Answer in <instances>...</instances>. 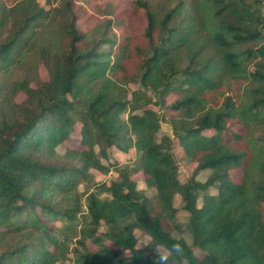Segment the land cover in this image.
<instances>
[{
    "label": "trees",
    "instance_id": "obj_1",
    "mask_svg": "<svg viewBox=\"0 0 264 264\" xmlns=\"http://www.w3.org/2000/svg\"><path fill=\"white\" fill-rule=\"evenodd\" d=\"M81 1L90 0L53 9L0 0V72L33 53L47 75L14 82L0 115V264H157L156 248L168 255L174 243L188 264H264L262 0H174L165 9L135 0L140 17L124 10L86 30ZM76 130L78 147L66 148ZM174 144L194 164L183 182ZM113 150L134 158L103 165ZM110 168L115 179L90 180L88 170ZM179 210L190 245L177 236ZM135 230L150 238L144 248ZM13 233L24 238L7 239Z\"/></svg>",
    "mask_w": 264,
    "mask_h": 264
},
{
    "label": "rangeland",
    "instance_id": "obj_2",
    "mask_svg": "<svg viewBox=\"0 0 264 264\" xmlns=\"http://www.w3.org/2000/svg\"><path fill=\"white\" fill-rule=\"evenodd\" d=\"M17 0H6L8 4L13 3ZM134 1L135 0H90L89 2L81 1L80 4L82 5V11L85 16L82 17V19L79 22V28L81 30H86L87 24H95L97 19H104V18H112L116 16L118 13L126 10L127 13L133 12L132 14L134 17L136 14L140 17V10L136 9L134 7ZM148 2L152 8L157 9L160 8H167L169 7L174 0H141ZM38 4L43 5L46 9H53L60 0H37ZM262 3L264 4V0H262ZM137 21V20H136ZM49 37L48 35L43 37V42L48 41ZM41 43V40L39 39L38 44ZM46 71L45 68L42 65H39L37 63L35 57H33L32 54H27L23 58L16 57V62L12 63L7 69L2 70L0 72V115L7 109L8 106V92L10 90L11 85L14 82L21 81L23 79L28 80H44L46 78ZM240 83H233L231 86V93L235 94L237 93L238 86ZM24 99V96L22 94H18L15 98V102H21ZM172 100V97L168 98V102ZM124 117V115H122ZM160 131L167 132L170 134V127L167 124L161 123ZM78 131L72 133L70 137V141L65 144L66 148L75 149L78 147ZM175 145V146H174ZM172 147V155L173 159L176 162V165L178 167V177L180 181H185V179L189 176L192 169L194 168V164L191 163H185L183 162V157L181 153V149L176 147V144H174ZM58 153L63 154L64 148L59 147ZM128 158H134V151L130 150L128 154L124 155L123 153L113 150L110 152L109 157L106 161L101 160V163L103 165H110L115 163L118 164H124L127 162ZM88 175L90 180L93 182H102V181H109L116 178V173L112 168H110L109 172L103 173L96 169H90L88 170ZM207 173L203 172L199 175V179H204L206 177ZM231 178L234 182H239L242 177V171L241 170H233L230 173ZM132 179L136 181L137 183V189H141L144 193V195L150 197L154 194V191L152 189L146 188L145 185L142 183V178L140 174H136L132 176ZM85 184L81 183L77 188V195L79 197L80 201V207L82 210L85 209L84 207V197H85ZM93 190V189H92ZM212 192V191H211ZM106 195L103 194L101 197H105ZM200 202V200H199ZM174 206L176 208L180 207V200L179 197L176 196L174 199ZM263 214H264V206L262 208ZM186 221H187V214L179 210L176 214V222L180 225V228L182 229L179 233V237L183 238L189 245L191 244L190 234L189 230L186 228ZM61 222H57L56 226L61 227ZM105 227L102 226L100 228V231H104ZM134 236L136 238V248L141 249L144 248L146 245L150 243V238L142 233L140 230H135ZM24 238L23 236H20L16 233L10 234L7 239L9 240H18ZM70 247L73 246V243L69 244ZM156 251L160 252L162 255H167V252L162 248H156ZM194 253L201 257L202 253L196 249H194ZM56 264H70L69 261L65 260L64 262H57Z\"/></svg>",
    "mask_w": 264,
    "mask_h": 264
},
{
    "label": "clouds",
    "instance_id": "obj_3",
    "mask_svg": "<svg viewBox=\"0 0 264 264\" xmlns=\"http://www.w3.org/2000/svg\"><path fill=\"white\" fill-rule=\"evenodd\" d=\"M168 255H162L159 253L157 264H168L170 258H172V264H176V258H181V264H188L185 257L184 247L181 243H174L170 249L167 250Z\"/></svg>",
    "mask_w": 264,
    "mask_h": 264
}]
</instances>
